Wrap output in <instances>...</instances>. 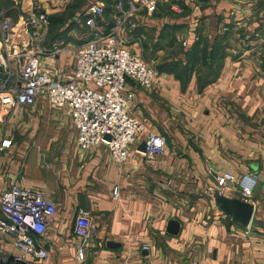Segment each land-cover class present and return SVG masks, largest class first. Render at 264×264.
I'll list each match as a JSON object with an SVG mask.
<instances>
[{
    "label": "crops",
    "instance_id": "1",
    "mask_svg": "<svg viewBox=\"0 0 264 264\" xmlns=\"http://www.w3.org/2000/svg\"><path fill=\"white\" fill-rule=\"evenodd\" d=\"M101 1L107 5L98 26L110 32L119 13ZM125 1L127 13L130 0ZM10 2L17 15L9 16L19 24L16 41L21 44L29 38L24 19L39 10L51 21L79 0ZM175 4L174 10L164 4L154 15L143 11L126 19L135 29L130 31L134 46L154 30L158 38L168 30L188 43L175 64L192 68L187 53L197 54L195 68L184 77L186 86L166 72H159L151 90L129 81L135 94L129 112L146 130L166 137L162 157L133 151L121 163L106 146L82 149L66 110L50 108L45 97L31 107L0 111V145L11 141L0 152V192L14 185L31 188L57 206L43 239L48 257H29L22 264H264V0ZM85 7L73 18L81 29ZM68 34L80 42L75 28ZM75 40L65 42L67 50ZM215 44L221 47L220 57L212 59ZM61 45L63 41L49 43L47 53L39 56V69L56 82L72 77L76 60V49L69 61ZM206 48L209 62L203 57ZM217 65L215 77L203 75L202 67ZM201 78L210 82L202 90ZM4 80L0 68V82ZM223 172L259 176L248 199L255 211L247 227L216 204V191L242 199L238 183H217L215 175ZM115 186L120 187L118 199L113 197ZM80 209L90 212L95 231L79 263L74 225ZM171 220L180 224L177 234L168 231ZM3 239L6 249L14 251L11 240Z\"/></svg>",
    "mask_w": 264,
    "mask_h": 264
},
{
    "label": "built area",
    "instance_id": "2",
    "mask_svg": "<svg viewBox=\"0 0 264 264\" xmlns=\"http://www.w3.org/2000/svg\"><path fill=\"white\" fill-rule=\"evenodd\" d=\"M176 0H130L126 13L130 18L139 9L152 15L160 5L175 9ZM106 6L94 0L85 17L91 28V38L76 49L74 73L67 81H53L48 73L39 69V43L48 33L49 24L44 14H32L23 20L29 38L27 44L16 42L18 23L0 11V68L5 80L0 82V111L17 106H34L37 99L45 97L52 109H65L77 130V143L82 149L106 146L117 162H125L136 152L151 158L165 155V136L146 130L144 124L133 117L129 106L135 94L129 86L133 82L142 90H151L158 72L140 56L131 52L119 37L118 30H101L98 19ZM121 13V3L116 6ZM185 46L188 43L185 41ZM18 68L15 77L13 68ZM110 136V140L107 139ZM142 137V138H140ZM146 143V152L138 147ZM11 141H3L0 152L9 148ZM258 174L240 177L231 172L217 173L215 180L220 186L239 184L243 200L248 201L257 185ZM120 187L115 186L113 197L118 199ZM57 214L55 202L42 192L14 185L0 192V264H22L29 257L46 259L48 251L44 236ZM95 231L91 214L85 209L78 211L74 233L80 239L76 259L83 262L87 242ZM7 237L12 249L5 246ZM149 250L148 246H143Z\"/></svg>",
    "mask_w": 264,
    "mask_h": 264
},
{
    "label": "rangeland",
    "instance_id": "3",
    "mask_svg": "<svg viewBox=\"0 0 264 264\" xmlns=\"http://www.w3.org/2000/svg\"><path fill=\"white\" fill-rule=\"evenodd\" d=\"M10 1L11 0H0V11H4V13L8 16H9V14H12V13L17 15V13H14L16 11H13L12 9H10L14 5L12 2L10 3ZM93 1L92 0H79L78 3L76 2L77 6L75 8H73L71 10H67L66 12H63L54 18V20H56V22H57V23L55 22L57 25L56 24L52 25L53 22L50 21V19H49L50 17L46 13L39 11V10L37 12H35V14H38V16L41 14H44V16L47 18L48 24H49L48 33L43 37L42 42L39 43V49H40V52H42L39 54V56H43V55H45V53H47V49H45V47H44L45 45H48L49 43H53V42L63 41V45H61L59 48L64 49V52L68 56L69 61L72 60V58H74L76 46L80 43L87 42L91 38V28L88 26L87 21H85L86 23H85L84 27L81 29L80 27H78L77 24H74L73 18L76 17L78 14L82 13L83 6H86V7L88 6V8H89V6L91 5V3ZM105 1L108 3V6L112 5L113 7L117 6L121 3V6L123 8L122 12L120 13L118 11L119 14L116 16L117 19H115V21H116V27L115 28L118 30L119 37L122 39V41L124 42L126 47L130 46L131 50H134V51L136 50V52L141 56V58L145 62H147L153 69H155L158 72V74H159L158 68L160 66L165 65V64L166 65L171 64V62H173V60L181 54V51L183 52L182 49L184 47H186L184 45L185 41L179 42L173 34H171V33L168 34V30H165L162 37H159V38L156 35L157 30H154V31L151 30L152 31L151 36L146 37L143 41H141V43L134 46V44L132 43V37H131L132 35H131L130 31H133L135 29H132L130 27L131 25L128 24V21L126 20L127 17H125V16H127L125 13L126 11H124V9H125L124 5H125L126 1L125 0H114V1L113 0H111V1L105 0ZM112 6H111V8H112ZM143 11L146 12V10H144V9H139L137 12H135V14L136 13L141 14ZM105 12H106V9H105ZM154 14H152V15H154ZM104 15H105V13H104ZM99 19H101V18H99ZM50 28H51V32H50ZM74 28L76 29V31H78L80 33V34H78L79 36H81L80 42L75 40L71 34H68ZM77 28H79V30H77ZM72 40L73 41L75 40L77 42L75 45L71 46V49L69 48V50H67L65 47L66 46L65 42L67 43V42H70ZM21 43H23L25 45L27 44V42H25L23 40ZM208 58L209 57H207L206 60H204V59L203 60L209 62ZM13 68L15 69L14 74L16 77L17 73H18V68L16 66H14ZM209 69L211 70V73H208ZM201 71H202L204 76L213 75V71L210 68V66L202 67ZM140 138H142V137H140Z\"/></svg>",
    "mask_w": 264,
    "mask_h": 264
},
{
    "label": "water",
    "instance_id": "4",
    "mask_svg": "<svg viewBox=\"0 0 264 264\" xmlns=\"http://www.w3.org/2000/svg\"><path fill=\"white\" fill-rule=\"evenodd\" d=\"M107 139L110 140V136H107ZM138 150L140 152H146V143H141ZM215 195L216 204L221 211L231 215L235 221L244 227H247L251 223L255 211V205L253 203L240 198L227 197L220 191H216ZM179 228L180 224L178 221H170L168 228L170 233L177 234ZM110 245L113 247H119V245L115 243H110Z\"/></svg>",
    "mask_w": 264,
    "mask_h": 264
},
{
    "label": "trees",
    "instance_id": "5",
    "mask_svg": "<svg viewBox=\"0 0 264 264\" xmlns=\"http://www.w3.org/2000/svg\"><path fill=\"white\" fill-rule=\"evenodd\" d=\"M11 3V2H10ZM53 19H51V22H52ZM56 20L53 21V24L52 25H55L56 23ZM61 24V23H60ZM57 25V24H56ZM59 26V25H58ZM199 48V46H197ZM196 50V48H195ZM220 50H221V47L220 45L218 46V44H215V46L212 48V50L210 51V56L212 59H216L217 57H219V54H220ZM207 48L206 50L203 52V57L204 59L207 58ZM196 59H197V54L196 52L194 53H187V60L189 62V64L191 63L192 64V68H189V67H180L178 64H175L174 62H172L171 64H165V65H162L158 68V71L159 72H166V73H171V74H174L177 76V78L179 80H181L182 82V85L183 86H186L187 85V81H185L184 77L186 76V74H190L191 73V70L195 67H193V64L196 62ZM210 68L212 69L213 71V75H209V77H212V76H216L217 75V72L219 71L220 69V66L217 65V66H210ZM208 73H211V70L209 69V72ZM208 76V75H207ZM207 78V77H206ZM210 84V82L206 81V80H202L201 78V81L199 82V89L202 90L203 88H205L206 86H208Z\"/></svg>",
    "mask_w": 264,
    "mask_h": 264
}]
</instances>
